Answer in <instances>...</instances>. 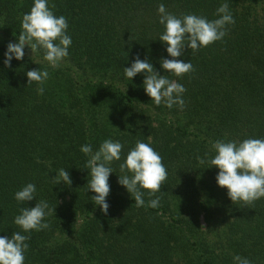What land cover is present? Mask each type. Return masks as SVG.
<instances>
[{"label":"trees","instance_id":"1","mask_svg":"<svg viewBox=\"0 0 264 264\" xmlns=\"http://www.w3.org/2000/svg\"><path fill=\"white\" fill-rule=\"evenodd\" d=\"M0 264H264V0H0Z\"/></svg>","mask_w":264,"mask_h":264}]
</instances>
